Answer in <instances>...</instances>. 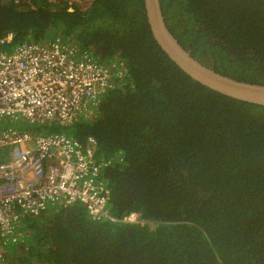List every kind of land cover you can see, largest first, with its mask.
<instances>
[{
  "label": "trees",
  "instance_id": "1",
  "mask_svg": "<svg viewBox=\"0 0 264 264\" xmlns=\"http://www.w3.org/2000/svg\"><path fill=\"white\" fill-rule=\"evenodd\" d=\"M19 1L0 0V37L13 34L0 49L60 36L108 69L110 86L88 103L92 113L65 131L96 139V158L110 161L101 170L110 214L135 212L138 221L93 219L79 201L50 204L22 217L8 262L264 264V106L178 68L152 37L144 0H89L84 9ZM160 5L168 29L200 62L264 84V0Z\"/></svg>",
  "mask_w": 264,
  "mask_h": 264
},
{
  "label": "built area",
  "instance_id": "2",
  "mask_svg": "<svg viewBox=\"0 0 264 264\" xmlns=\"http://www.w3.org/2000/svg\"><path fill=\"white\" fill-rule=\"evenodd\" d=\"M12 33L0 37L11 43ZM12 50L0 49V120L23 118L50 121L58 127L89 112L110 86L107 68L97 65L92 54L79 56L77 44L24 42ZM48 133L3 129L0 132V264H10L4 247L20 236L23 216H36L50 204L79 201L89 216L131 223L135 212L121 219L108 209L110 188L101 176L109 160L96 158L92 136L78 140L65 130Z\"/></svg>",
  "mask_w": 264,
  "mask_h": 264
},
{
  "label": "water",
  "instance_id": "3",
  "mask_svg": "<svg viewBox=\"0 0 264 264\" xmlns=\"http://www.w3.org/2000/svg\"><path fill=\"white\" fill-rule=\"evenodd\" d=\"M144 8L153 39L168 58L189 77L221 94L264 106V84L237 80L203 64L168 29L160 0H144Z\"/></svg>",
  "mask_w": 264,
  "mask_h": 264
},
{
  "label": "rangeland",
  "instance_id": "4",
  "mask_svg": "<svg viewBox=\"0 0 264 264\" xmlns=\"http://www.w3.org/2000/svg\"><path fill=\"white\" fill-rule=\"evenodd\" d=\"M52 1L56 2L57 0H52ZM65 1L68 2L70 5L75 4L82 9L86 8L90 4L89 0H64L62 2L65 3ZM20 2H23V1H19V3ZM69 10L71 9L69 8ZM59 38L60 36H58V39ZM67 43H71V42L67 41ZM10 126L15 127V128H21L22 131H26L27 133L31 132L32 136H34V134H36L37 132L48 133L52 130H56V128L58 127L55 123L50 122V121H44L40 123L36 121L26 120L23 118H17L15 120L9 119V122H5V120L3 119L0 120V132L3 130V128L10 127ZM38 127L39 129H37ZM58 128L60 131L66 130L65 127H62V126H59ZM6 157H7L6 151H5V148H3L2 155L0 156V160L5 159ZM14 246L15 245H12V243H8L7 245H5L4 249L7 253H10V255L12 256L13 253L15 252L13 248Z\"/></svg>",
  "mask_w": 264,
  "mask_h": 264
},
{
  "label": "clouds",
  "instance_id": "5",
  "mask_svg": "<svg viewBox=\"0 0 264 264\" xmlns=\"http://www.w3.org/2000/svg\"><path fill=\"white\" fill-rule=\"evenodd\" d=\"M7 34V33H6ZM4 36V35H3ZM103 95V94H102ZM87 110H91V108H89V109H87ZM92 111V110H91ZM66 126V125H65ZM3 129H5V128H3ZM6 129H11V128H6ZM12 130H16V129H12ZM18 131H20V130H18Z\"/></svg>",
  "mask_w": 264,
  "mask_h": 264
}]
</instances>
